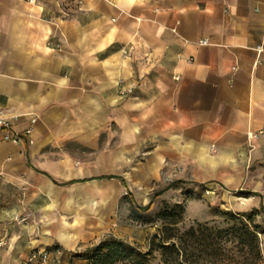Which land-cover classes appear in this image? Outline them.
<instances>
[{
	"label": "crops",
	"instance_id": "crops-1",
	"mask_svg": "<svg viewBox=\"0 0 264 264\" xmlns=\"http://www.w3.org/2000/svg\"><path fill=\"white\" fill-rule=\"evenodd\" d=\"M0 109V264L88 245L127 197L264 209V0H0Z\"/></svg>",
	"mask_w": 264,
	"mask_h": 264
},
{
	"label": "rangeland",
	"instance_id": "rangeland-1",
	"mask_svg": "<svg viewBox=\"0 0 264 264\" xmlns=\"http://www.w3.org/2000/svg\"><path fill=\"white\" fill-rule=\"evenodd\" d=\"M191 187L184 190L181 200L176 202L169 199H161L159 194H152L151 206L146 211L135 209L136 202L130 197L126 201H122L119 216L120 221H112L103 229L98 231L94 239L85 246L80 247L68 259V264H89L90 257L93 255V249L103 240L119 239L127 243L137 250L147 252L144 260L146 264H168L161 259L159 250L156 247L159 238V230L162 221H169V218L162 216L163 212H171L172 205L182 203L184 208L180 213H176L170 219H177L178 222L174 225L178 233L194 225H206L210 229H222L221 234L217 236L220 242L225 243V250L220 256L213 254L211 248L206 251L200 250L197 244H193L189 249L192 252L194 264H264V209L259 210L252 217V220L242 218L243 221H253V225H257L258 245L260 257H253L251 260L247 258L243 246L240 242L241 236L238 233L230 231V226L234 221H241V218H230L223 211H228L234 216L249 211H240L232 205L230 195L224 193L222 189L215 190L213 199H208L201 194L204 192L203 187H198L192 193ZM206 195V194H205ZM196 197L202 200L203 205H188L187 199ZM135 203V204H134ZM129 204V205H128ZM253 210V209H252ZM238 226V223L236 224ZM199 240V239H198ZM197 241V240H196ZM114 264H131L126 260L118 261Z\"/></svg>",
	"mask_w": 264,
	"mask_h": 264
},
{
	"label": "trees",
	"instance_id": "trees-1",
	"mask_svg": "<svg viewBox=\"0 0 264 264\" xmlns=\"http://www.w3.org/2000/svg\"><path fill=\"white\" fill-rule=\"evenodd\" d=\"M150 206V202L146 205L136 204L135 209L146 211ZM183 208L184 206L182 203H176L172 205L170 209L171 212L162 213L164 218H169V221H162L158 243L155 247L159 250L162 261L168 264H194V259L191 257L193 254L189 251V248L193 246L194 243L197 244L202 251L207 252V249L211 248L213 254L221 256L226 247L225 243L220 242L217 236L221 234L222 229H210L206 225H197L196 227L191 225L183 232L178 233L174 227L178 220L170 218L176 213L183 211ZM259 210L263 209H253L250 212L236 216L228 211H223L230 218H241V221H234L229 230L241 236L240 242L243 243L244 252L247 254V258L251 257V260L253 257H260L258 245V232L260 231L256 228L257 225H253V221H243L242 218L252 220V217L257 214ZM237 223L238 226H236ZM93 251L94 253L90 257L89 264H114L123 260L131 264H146L144 257L147 252L137 250L119 239L103 240ZM70 255L73 256V253Z\"/></svg>",
	"mask_w": 264,
	"mask_h": 264
},
{
	"label": "built area",
	"instance_id": "built-area-1",
	"mask_svg": "<svg viewBox=\"0 0 264 264\" xmlns=\"http://www.w3.org/2000/svg\"><path fill=\"white\" fill-rule=\"evenodd\" d=\"M30 3H35L38 0H27ZM68 11L61 9V15L66 16ZM207 39H201L200 43L206 44ZM59 48V45H55ZM178 79V76H175ZM139 85V81H131L127 87L120 88L119 97L123 98L129 95L134 88ZM31 132V128H28L24 131L25 135H28ZM21 134L16 132L13 129V122L10 117L6 116L3 110L0 109V142L3 141H12L20 142ZM206 193H209V190H205ZM2 241H0V245ZM69 251L62 250L58 247H43L35 248L22 260L20 264H68V259L71 257Z\"/></svg>",
	"mask_w": 264,
	"mask_h": 264
}]
</instances>
